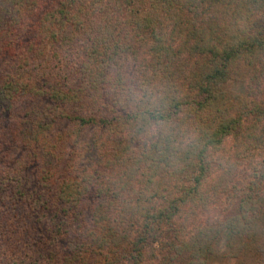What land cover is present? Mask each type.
Returning <instances> with one entry per match:
<instances>
[{"label":"trees","instance_id":"obj_1","mask_svg":"<svg viewBox=\"0 0 264 264\" xmlns=\"http://www.w3.org/2000/svg\"><path fill=\"white\" fill-rule=\"evenodd\" d=\"M263 83L264 0H0V264H264Z\"/></svg>","mask_w":264,"mask_h":264},{"label":"rangeland","instance_id":"obj_2","mask_svg":"<svg viewBox=\"0 0 264 264\" xmlns=\"http://www.w3.org/2000/svg\"><path fill=\"white\" fill-rule=\"evenodd\" d=\"M260 18L261 17L259 16L258 20H260ZM225 88L229 91L236 92L239 94L248 93L246 86H242L239 83L231 82L227 84ZM251 97L253 98V100H255V97H258L259 99L264 97V83L261 85L260 89H258L257 87L256 89H254V93ZM232 145H233L232 140H229L227 142V145L225 146L226 147L225 150L222 151L218 156H215V160H217L216 162L217 168H215V170L217 171L216 174L220 175L223 172L227 171V168H220L219 165L222 162L221 160L222 156L224 158H228V155L231 154ZM258 162H260V157H257V163ZM257 163L254 166H249V163L246 165L238 163L239 165L232 169L234 183H237L238 181L242 182V184L239 187L240 189L244 188L245 185L250 184V182L254 179V169L253 168L255 166L258 167ZM224 165L226 166L227 162L224 163ZM219 184L221 186L224 185V183H221L220 181H219ZM230 200H232V197L228 194L221 196L218 203L215 205V207L211 210V212L206 217H208L210 214H221V215H224L225 213L229 214L231 210H233L231 208L232 202H230ZM227 254H228V251L226 249V246L217 245L216 252L214 255L210 257L208 264H236L234 260L228 258Z\"/></svg>","mask_w":264,"mask_h":264}]
</instances>
